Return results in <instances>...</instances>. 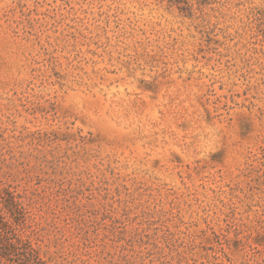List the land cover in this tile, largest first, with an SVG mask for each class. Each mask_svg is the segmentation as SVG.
I'll return each instance as SVG.
<instances>
[{
	"label": "rangeland",
	"instance_id": "obj_1",
	"mask_svg": "<svg viewBox=\"0 0 264 264\" xmlns=\"http://www.w3.org/2000/svg\"><path fill=\"white\" fill-rule=\"evenodd\" d=\"M0 215L14 264H264V0H0Z\"/></svg>",
	"mask_w": 264,
	"mask_h": 264
},
{
	"label": "trees",
	"instance_id": "obj_2",
	"mask_svg": "<svg viewBox=\"0 0 264 264\" xmlns=\"http://www.w3.org/2000/svg\"><path fill=\"white\" fill-rule=\"evenodd\" d=\"M9 230L3 217L0 215V262L14 264L11 254L18 248H27V244L23 242L17 235Z\"/></svg>",
	"mask_w": 264,
	"mask_h": 264
}]
</instances>
